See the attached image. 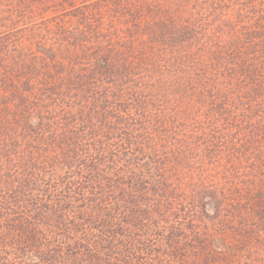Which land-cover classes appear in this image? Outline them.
I'll use <instances>...</instances> for the list:
<instances>
[{
	"label": "trees",
	"instance_id": "obj_1",
	"mask_svg": "<svg viewBox=\"0 0 264 264\" xmlns=\"http://www.w3.org/2000/svg\"><path fill=\"white\" fill-rule=\"evenodd\" d=\"M0 264H264V0H0Z\"/></svg>",
	"mask_w": 264,
	"mask_h": 264
}]
</instances>
